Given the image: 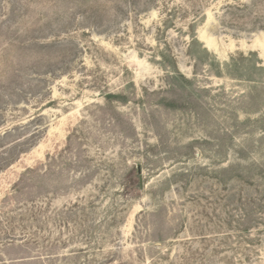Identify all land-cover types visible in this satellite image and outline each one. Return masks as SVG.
Wrapping results in <instances>:
<instances>
[{
    "label": "rangeland",
    "instance_id": "1",
    "mask_svg": "<svg viewBox=\"0 0 264 264\" xmlns=\"http://www.w3.org/2000/svg\"><path fill=\"white\" fill-rule=\"evenodd\" d=\"M0 264H264V0H0Z\"/></svg>",
    "mask_w": 264,
    "mask_h": 264
},
{
    "label": "water",
    "instance_id": "2",
    "mask_svg": "<svg viewBox=\"0 0 264 264\" xmlns=\"http://www.w3.org/2000/svg\"><path fill=\"white\" fill-rule=\"evenodd\" d=\"M138 174L141 175V171H140V168L138 167ZM142 188V186H141Z\"/></svg>",
    "mask_w": 264,
    "mask_h": 264
}]
</instances>
